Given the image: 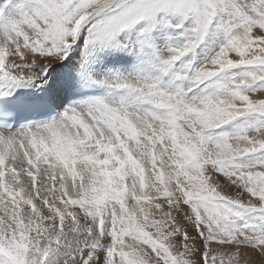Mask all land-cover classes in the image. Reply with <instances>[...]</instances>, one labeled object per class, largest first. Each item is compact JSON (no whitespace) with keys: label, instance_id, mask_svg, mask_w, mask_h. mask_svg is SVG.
<instances>
[{"label":"snow or ice","instance_id":"snow-or-ice-1","mask_svg":"<svg viewBox=\"0 0 264 264\" xmlns=\"http://www.w3.org/2000/svg\"><path fill=\"white\" fill-rule=\"evenodd\" d=\"M0 264H264V0H0Z\"/></svg>","mask_w":264,"mask_h":264}]
</instances>
